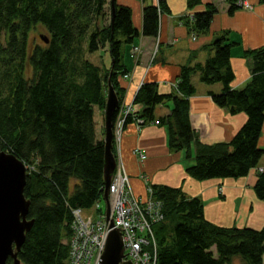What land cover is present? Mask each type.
<instances>
[{
    "label": "trees",
    "instance_id": "trees-1",
    "mask_svg": "<svg viewBox=\"0 0 264 264\" xmlns=\"http://www.w3.org/2000/svg\"><path fill=\"white\" fill-rule=\"evenodd\" d=\"M229 1L230 12L239 8L238 0ZM201 3L188 0L190 9ZM107 4L108 0H0V151L13 153L28 165L25 195L31 201L29 219L35 220L19 252L22 264H68L73 209H89L104 194L105 128L97 133L94 108L104 113L109 80L123 101L120 77L128 72L124 45L140 35L158 38L161 14L169 11L165 0L145 5L140 32L132 9L117 0L111 1L109 23L99 26L108 15ZM217 12V6L208 3L206 10L183 22L204 33ZM38 25L47 30L49 43L35 44L29 53L30 32ZM233 45L224 33L211 44L214 53L205 63L182 67L172 93H161L156 83H143L134 100L141 106L137 117L145 122L154 121L157 106L173 102L171 112L159 122L168 126L171 150H184L188 159H195L186 171L199 181L247 176L264 156L259 148L264 46L244 52L253 63L252 77L242 89H235ZM104 49L110 53V66L87 58ZM197 73L203 83L222 84L221 93H211L216 104L248 116L230 142L205 145L197 140L190 119V97L196 92L192 79ZM118 116L117 110L114 122ZM132 120L128 117L127 123ZM153 189L165 213L154 227L157 264H235L236 259L263 264L264 227L214 224L205 217L200 198L167 185ZM255 191L264 201V169L258 173ZM8 264H13L11 258Z\"/></svg>",
    "mask_w": 264,
    "mask_h": 264
},
{
    "label": "crops",
    "instance_id": "crops-1",
    "mask_svg": "<svg viewBox=\"0 0 264 264\" xmlns=\"http://www.w3.org/2000/svg\"><path fill=\"white\" fill-rule=\"evenodd\" d=\"M111 1L108 0L106 11L110 9ZM117 1L132 9L133 23L140 32L143 29L144 6L159 4V0ZM165 1L169 11L161 14L158 44L157 38L140 35L133 43L124 45V64L130 75L128 79L120 77V84L125 89L124 102L134 103L143 83H156L161 93H172L173 84L178 81L182 67L205 63L214 53L211 44L224 33H228V38L234 43L231 66L235 77L231 86L242 89L250 81L253 69L252 61L244 52L264 46L262 0H246L251 8H238L233 12L229 11V0H204L193 9L189 8L188 0ZM208 3L218 8L209 30L204 33L190 30L181 16L202 12ZM102 23L106 24L103 20ZM135 48H139L137 52ZM156 48L158 52L155 54ZM192 80L196 92L190 97V119L197 140L205 145L230 142L247 121V114H234L229 108L216 104L211 93H221L222 84L209 85L195 76ZM172 108V101L157 106L154 120L167 116ZM100 116H103L102 111ZM259 146L264 149V124ZM137 149L146 154L145 159L135 154ZM116 153L127 169L137 196L146 197L148 184L177 187L189 197L200 198L204 203L205 217L214 224L257 230L264 227V201L258 198L255 191L258 173L264 169V156L258 167L253 168L247 176L199 181L186 171L195 163V159H188L184 150H171L168 126L155 124L154 121L147 122L141 128L135 122H128L123 131L120 152L117 149ZM235 264L243 262L236 259Z\"/></svg>",
    "mask_w": 264,
    "mask_h": 264
},
{
    "label": "built area",
    "instance_id": "built-area-1",
    "mask_svg": "<svg viewBox=\"0 0 264 264\" xmlns=\"http://www.w3.org/2000/svg\"><path fill=\"white\" fill-rule=\"evenodd\" d=\"M235 3L238 7L251 8L246 0ZM174 86L177 87V84ZM138 107L135 103L121 106L115 122V139L120 134L118 132L125 128L128 117H133L138 126L145 124L143 118L137 117ZM135 154L140 159L146 158L141 150L137 149ZM109 197L113 226L106 210L101 207L103 196L93 206L96 208V217L84 214V209H73L68 264H101L107 238L114 229H119L122 234L124 261H131L133 264H157L158 246L154 227L165 219V213L164 204L155 197L153 187L146 186L145 198L137 196L127 169L120 159L112 178Z\"/></svg>",
    "mask_w": 264,
    "mask_h": 264
},
{
    "label": "water",
    "instance_id": "water-1",
    "mask_svg": "<svg viewBox=\"0 0 264 264\" xmlns=\"http://www.w3.org/2000/svg\"><path fill=\"white\" fill-rule=\"evenodd\" d=\"M45 43L49 39L42 37ZM120 107L119 95L108 82V96L105 107V186L104 200L107 205V217L113 226L110 206V187L113 175L117 171V156L114 146V117ZM28 169L16 155L0 151V264H22L19 252L26 240L27 233L33 228L35 220L29 219L31 201L25 195ZM124 244L119 229L110 232L101 264H133L124 261Z\"/></svg>",
    "mask_w": 264,
    "mask_h": 264
},
{
    "label": "rangeland",
    "instance_id": "rangeland-1",
    "mask_svg": "<svg viewBox=\"0 0 264 264\" xmlns=\"http://www.w3.org/2000/svg\"><path fill=\"white\" fill-rule=\"evenodd\" d=\"M204 1V0H203ZM202 4V3H201ZM200 4V5H201ZM200 5H198L197 7H199ZM107 14H108V16L107 17H104L103 19H101V21L99 20L98 21V23H99V26H102L103 25V23H102V20L104 21V22H106V23H109V20H110V9H108L107 10ZM228 34V33H227ZM43 36H45V37H49V35H48V32H47V30L43 27V26H41V25H38V26H36L31 32H30V36H29V53H31V51H32V48H33V46L35 45V44H40V45H44L45 44V42L42 40V37ZM159 41V40H158ZM158 46V45H157ZM156 46V47H157ZM158 52V48H156V50H155V54ZM87 58L89 59V60H91L93 63H98V64H101L102 62H104V63H106L108 66H110L111 65V57H110V53L108 52V50L107 51H105V50H100V51H98V52H96V53H92V54H90V55H87ZM31 71H32V69H31ZM195 77H197L198 79H200V76H199V74L197 73V74H195L194 75ZM177 82V81H176ZM95 121H96V127H97V133L99 134V133H101L100 132V127L102 126V124H103V126H104V124H105V119H104V117L103 116H100V109H99V107L98 106H95ZM102 126V127H103ZM141 128V127H140ZM101 131H102V128H101ZM123 131H124V129H123ZM123 131L121 132V131H119L118 133H120V134H117V137H116V139H117V142H116V139H115V150H119V152H120V148H121V142H122V137H123ZM114 137H115V125H114ZM259 148H260V146H259ZM262 149V148H261ZM123 163V162H122ZM150 185V184H149ZM101 207L105 210L106 209V203H105V201L103 200L102 202H101ZM84 214H86V215H94V217H96L97 215H96V208L95 207H91V208H89V209H86L85 211H84Z\"/></svg>",
    "mask_w": 264,
    "mask_h": 264
}]
</instances>
